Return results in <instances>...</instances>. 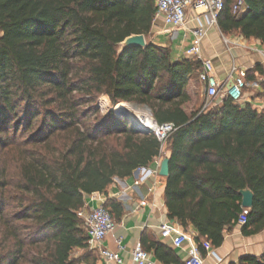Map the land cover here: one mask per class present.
<instances>
[{"label": "trees", "instance_id": "trees-1", "mask_svg": "<svg viewBox=\"0 0 264 264\" xmlns=\"http://www.w3.org/2000/svg\"><path fill=\"white\" fill-rule=\"evenodd\" d=\"M236 1L223 0L218 29L264 45V0H243L233 13ZM155 12V0H0V264H82L73 253L87 249V197L160 155L130 117L100 116L101 97L174 126L164 204L198 245L221 246L246 188L254 199L242 233L264 229V108L225 98L187 112L198 60L173 61L149 40L119 54L127 37L147 39ZM254 73L264 72L257 65L245 81ZM102 207L116 222L123 215L116 200ZM151 247L159 259L168 254ZM240 264H264V254Z\"/></svg>", "mask_w": 264, "mask_h": 264}, {"label": "crops", "instance_id": "crops-1", "mask_svg": "<svg viewBox=\"0 0 264 264\" xmlns=\"http://www.w3.org/2000/svg\"><path fill=\"white\" fill-rule=\"evenodd\" d=\"M202 22L204 23L203 18ZM186 27L188 29L193 27L191 16L188 18ZM151 32L154 35L150 41L156 46L168 48L173 61L186 58L184 53L191 42L183 40L184 29L173 31L171 27L164 26L161 21H158ZM200 54L205 60L211 62L221 87L230 81V77L236 78L239 74L245 77L246 73L257 65L261 68L264 66V45L254 39L246 40L237 33L224 35L217 25L208 28L200 44ZM260 76L254 73L252 83L257 88L258 83L255 82ZM192 81L193 79L187 85L188 93ZM199 85L203 88L200 82ZM200 97L204 99L202 103H205V92ZM216 102L220 103V100ZM241 103L256 107L249 97L247 99L243 97ZM169 156L170 152L164 146L160 155L155 157L146 168L134 171L128 178H114L104 194L94 193L87 197L86 206L81 214L103 206L106 199L116 200L123 206V215L117 222L114 221V230L108 233L102 242L103 249L110 252H116L118 241L121 242L123 249L120 251L121 263L119 264H133L131 254L138 242L142 244L152 264H184L190 245L197 244L195 242L197 235L191 227L184 229L177 221L167 217L163 196L165 178L160 177L158 172L162 160L169 159ZM138 180L140 183L135 186L134 183ZM162 224L168 225L172 229V234H184L186 240L175 247L170 240L161 239L159 226ZM154 243L164 246L168 251L167 256L161 254V259L156 257L151 249ZM213 249L221 261L201 250L203 264H240V260L245 256L260 257L264 254V229L257 234L246 236L242 233V227L237 224L223 232L221 246ZM73 255L81 259L82 264H117L108 262L98 251L89 249H76Z\"/></svg>", "mask_w": 264, "mask_h": 264}, {"label": "built area", "instance_id": "built-area-1", "mask_svg": "<svg viewBox=\"0 0 264 264\" xmlns=\"http://www.w3.org/2000/svg\"><path fill=\"white\" fill-rule=\"evenodd\" d=\"M223 7V0H155L156 12L153 27L156 26L158 21H161L164 26L171 27L173 31L184 29L183 40H190L191 42L184 55L186 58H192L201 63L198 79L204 88L207 100L206 107L214 100L225 98L239 104L243 99V90L246 86L244 75L239 74L236 78L230 77V81L221 87L215 77L211 62L205 60L200 54V44L208 28L217 25V19ZM244 8L243 0H237L232 12L237 13L244 10ZM190 16L193 27L188 29L186 25ZM150 122L151 127L149 129H142L148 130L149 133L153 134L162 149L168 137L174 131V126L170 123L159 125L151 117ZM142 169L140 168L138 171ZM139 183L138 180L134 185L137 186ZM248 212L249 209H242L237 221L239 226H243L246 223ZM80 216L84 221V228L87 233V249L98 251L108 262L121 263L120 251L123 247L120 241H118L116 252H110L102 247L105 236L115 228V222L110 214L102 206H99L91 209L86 214L80 213ZM159 229L160 238L170 240L175 247L180 246L186 240V236L182 233L172 234V229L168 225L162 224ZM201 250H204L207 255L217 258L211 244L204 241L200 245H190L184 264H203ZM131 259L133 264H152L149 255L144 251L140 242L135 245ZM217 259L221 261V259Z\"/></svg>", "mask_w": 264, "mask_h": 264}, {"label": "rangeland", "instance_id": "rangeland-1", "mask_svg": "<svg viewBox=\"0 0 264 264\" xmlns=\"http://www.w3.org/2000/svg\"><path fill=\"white\" fill-rule=\"evenodd\" d=\"M153 35L154 33L151 32V34L147 37V40L150 41ZM262 68L264 69V66ZM255 83H258V88L255 87L252 82L246 81V86L243 90V97L244 99H247L248 97L251 98L253 105L256 106L255 108L261 110L264 108V73L260 77L256 78ZM203 93H204V88H201V86L199 85L198 78L193 79L191 86L189 88L190 101L185 106L187 112H191L199 109V107L201 106L204 100L200 97ZM214 102H216V100H214ZM241 102L239 104L243 105ZM97 105L100 110L99 112L100 116L106 115L111 110L114 111L113 107L111 106L109 100L106 97H101ZM208 106H211V104ZM135 109L140 113L151 115L149 110L146 108H135ZM115 115L118 118L129 117L128 115H125L123 112L121 114L115 112Z\"/></svg>", "mask_w": 264, "mask_h": 264}, {"label": "water", "instance_id": "water-1", "mask_svg": "<svg viewBox=\"0 0 264 264\" xmlns=\"http://www.w3.org/2000/svg\"><path fill=\"white\" fill-rule=\"evenodd\" d=\"M119 47V54H122L124 51L131 49V48H140L145 49L147 47V39L144 35H132L124 39L121 43L118 45ZM149 116L152 118V116L149 114ZM153 121H155L153 119ZM135 127L142 130L143 132L149 133L148 130H144L138 125L134 120H132ZM156 122V121H155ZM160 177L166 178L169 174V159H163L158 172ZM238 195L241 198V208L242 209H251L253 206V199L254 194L251 190L248 188L240 190L238 192Z\"/></svg>", "mask_w": 264, "mask_h": 264}, {"label": "bare ground", "instance_id": "bare-ground-1", "mask_svg": "<svg viewBox=\"0 0 264 264\" xmlns=\"http://www.w3.org/2000/svg\"><path fill=\"white\" fill-rule=\"evenodd\" d=\"M116 113H124L131 117L141 128L149 129L151 127L150 117L148 114L138 112L133 106L129 104L121 103L116 107H113Z\"/></svg>", "mask_w": 264, "mask_h": 264}]
</instances>
